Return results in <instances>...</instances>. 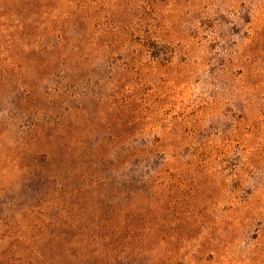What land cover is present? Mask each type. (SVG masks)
I'll return each instance as SVG.
<instances>
[{
    "label": "rangeland",
    "instance_id": "obj_1",
    "mask_svg": "<svg viewBox=\"0 0 264 264\" xmlns=\"http://www.w3.org/2000/svg\"><path fill=\"white\" fill-rule=\"evenodd\" d=\"M0 264H264V0H0Z\"/></svg>",
    "mask_w": 264,
    "mask_h": 264
}]
</instances>
